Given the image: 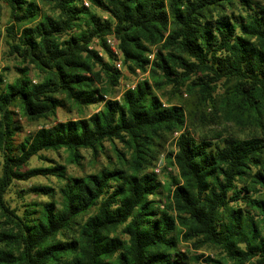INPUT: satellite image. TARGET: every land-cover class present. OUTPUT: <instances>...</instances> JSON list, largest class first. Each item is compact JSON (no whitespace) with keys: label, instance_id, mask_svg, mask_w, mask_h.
<instances>
[{"label":"trees","instance_id":"trees-1","mask_svg":"<svg viewBox=\"0 0 264 264\" xmlns=\"http://www.w3.org/2000/svg\"><path fill=\"white\" fill-rule=\"evenodd\" d=\"M87 1L0 0L16 70L0 72V264L198 263L181 243L207 264H264V0ZM118 59L146 74L119 98ZM58 109L78 116L23 133L18 116ZM60 150L92 169L44 153ZM38 176L60 185L12 206Z\"/></svg>","mask_w":264,"mask_h":264},{"label":"rangeland","instance_id":"rangeland-1","mask_svg":"<svg viewBox=\"0 0 264 264\" xmlns=\"http://www.w3.org/2000/svg\"><path fill=\"white\" fill-rule=\"evenodd\" d=\"M85 1L88 3L87 6H89L90 5L89 2L87 0H84V2ZM8 17H9L8 7L4 3H0V22H1V24H0V72L4 69V67L8 66L10 68V71H6L7 72L6 76L8 79L12 80L13 77L16 75V70L14 68V61L7 57L6 52H5V50H6L5 44L3 41L4 29L8 23ZM94 43H96V42H94ZM121 71L123 74V78L120 81L119 94L117 95V98L120 97V93L122 92V90L124 89V87L126 85H129L131 82L134 83L135 81L142 79L143 77L146 76V74L145 75L140 74L138 71H137V73H138L137 75H135V76L130 75L127 72V70L124 69L122 66H121ZM100 106H101V104L96 105V106H90L86 109V113H91L93 111H96V110H98V108ZM77 116L78 115H77L75 110L69 111L66 109H58L57 115L55 118L40 119V120L34 121V122L26 121L25 118L20 117V116H18V118L20 119V122L23 125V133L28 134L29 132L34 131L35 129L39 128L40 126H43V125L48 126L51 123H54L56 121L65 120V119H75ZM22 136H23L22 133L17 134L16 135V141L21 139ZM171 148H173V144L171 142L167 143L166 151L171 149ZM44 153L49 159L53 160L54 162L64 164L67 168L68 173H70V174L79 175V174H82L84 172H88L92 169L93 163L91 162L89 155L85 152H83L85 157L83 159L82 166H76L72 163H68L66 160L67 153L64 150H60L58 152L48 151V152H44ZM157 163H159L160 170L156 174L158 175V177L162 183H165L167 181L168 175L170 173H172V174L177 173L176 170L174 169V167H172L166 163L163 154L160 155L156 164ZM48 164H49V162L46 160H40L37 157H33L29 161L28 166H46ZM36 185H48V186H51V187L57 189V187L60 185V181L58 179H56L55 177H42V176L34 177V178L29 179L28 181L16 183L15 186L12 187L11 191L8 192L6 197L12 206L17 205L22 210L23 209L22 204L24 202L20 198V189H26L27 191H29L26 198H25L26 200L38 201V200L47 199L46 196L35 193V192L30 190L33 186H36ZM164 195H166V192L163 194V196H161V199H163V200H164ZM160 207H162V204L160 205ZM181 247L184 250L189 249L191 254H194V255L202 254L203 255L199 258L198 263H196V264H207L203 260V258L206 257L207 255L214 256L213 252L202 250V249H194L190 244L186 245V243H181Z\"/></svg>","mask_w":264,"mask_h":264},{"label":"built area","instance_id":"built-area-1","mask_svg":"<svg viewBox=\"0 0 264 264\" xmlns=\"http://www.w3.org/2000/svg\"><path fill=\"white\" fill-rule=\"evenodd\" d=\"M84 4H85V5H88V3H87L86 1L84 2ZM96 41H97V40L95 39L94 42H96ZM106 43H107V45L109 46V48H110L111 51H113L116 55H119V54H118V50H117V48H116V45H115V42H114L113 39H111V38H107ZM116 67H117L118 69H121V61H120L119 59L116 61ZM126 87H133V85H126ZM153 170H154L155 173H158V172H159V170H160L159 163H157V164L154 166Z\"/></svg>","mask_w":264,"mask_h":264}]
</instances>
